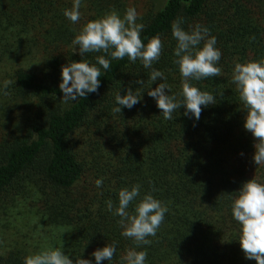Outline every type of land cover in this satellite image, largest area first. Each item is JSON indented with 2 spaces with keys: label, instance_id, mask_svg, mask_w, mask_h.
I'll use <instances>...</instances> for the list:
<instances>
[{
  "label": "trees",
  "instance_id": "obj_1",
  "mask_svg": "<svg viewBox=\"0 0 264 264\" xmlns=\"http://www.w3.org/2000/svg\"><path fill=\"white\" fill-rule=\"evenodd\" d=\"M72 5L0 0V90L10 93L0 91V264H24L48 247H61L74 264L80 257L96 264L92 253L113 242V259L101 264H121L131 248L147 251L145 264H257L241 249L232 204L247 181L264 183V164L253 162L256 141L244 128L247 109L232 75L236 63L264 59V0H82L78 23L64 16ZM129 7L144 25L145 44L160 36L161 57L152 67L166 79L152 84L151 69L126 56L101 69L97 93L65 104L62 66L95 64L103 55L81 57L72 40L89 21L112 10L122 17ZM178 18L185 31L207 27L222 53L220 76L192 81L216 98L201 106L198 121L183 115V106L165 120L147 94L164 82L169 95L183 99L171 29ZM5 81L12 82L7 89ZM129 87L139 89L141 102L114 113L116 95ZM137 184L130 213L149 193L168 208L151 245L141 247L121 235L120 217L106 204L115 209L119 191Z\"/></svg>",
  "mask_w": 264,
  "mask_h": 264
},
{
  "label": "clouds",
  "instance_id": "obj_2",
  "mask_svg": "<svg viewBox=\"0 0 264 264\" xmlns=\"http://www.w3.org/2000/svg\"><path fill=\"white\" fill-rule=\"evenodd\" d=\"M82 0H73L71 9L64 11V16L73 23L81 18L80 8ZM138 13L134 7L126 9L121 17L120 13L112 10L103 17L89 21L83 26L79 34L72 40L73 52L83 57L87 53H103L96 57V63L82 59L80 62H71L61 69L62 82L60 91L64 94L62 101L67 104L79 98H87L89 93H97L100 88L101 69L109 70L111 60H123L126 56L135 63L140 60L145 69H151L149 80L156 82L164 80V73L152 67L153 63L161 57L163 43L160 36H153L147 44L141 39L144 29L142 23H137ZM183 19L178 18L172 25V36L177 41L174 63L179 66L182 77V91L177 95H169L170 86L159 83L155 89L147 94L156 101L157 107L162 111L165 120L173 119V112L185 108L183 115L200 119L202 107L216 104L215 96L207 91H201L192 84L210 77L222 74L217 64L222 53L216 48V37L210 35V30L197 24L190 31L182 27ZM203 42V46L199 47ZM114 49V50H113ZM110 57V59L108 58ZM99 65V66H97ZM232 82L236 84L240 99L247 109L244 128L250 132L256 141L254 144L253 162L259 166L264 164V59L246 63H236ZM11 81L4 82L7 89ZM142 86L143 80H137ZM70 85V86H69ZM7 96L10 93L0 90ZM222 95V93H221ZM117 107L113 112L120 114L122 108L131 109L141 102L139 89L134 93L132 88L127 89L126 95L118 93L115 97ZM190 117V118H191ZM243 155V153H241ZM96 186H102L103 179L96 180ZM139 184L119 191V205L113 206L111 200L107 201V210L120 217L118 224L123 229L121 235L134 241L136 247L151 245L148 237H155L164 221L168 208L161 201L155 199L150 193L136 205L133 213L128 211L129 205L140 195ZM232 216L241 225L240 246L245 258L255 260L257 264H264V183L251 179L244 183L234 198ZM116 253V244H107L92 253L96 264L101 261H111ZM147 251H136L135 248L127 250L121 257V264H145ZM24 264H74L73 259L63 253L61 247L41 250L25 258ZM75 264H92L89 259L76 258Z\"/></svg>",
  "mask_w": 264,
  "mask_h": 264
},
{
  "label": "rangeland",
  "instance_id": "obj_3",
  "mask_svg": "<svg viewBox=\"0 0 264 264\" xmlns=\"http://www.w3.org/2000/svg\"><path fill=\"white\" fill-rule=\"evenodd\" d=\"M142 1H147V3L148 2L153 3L156 6L160 5L163 2V0H128V4L129 5H131V4H134V5L137 4L138 5V3L142 2Z\"/></svg>",
  "mask_w": 264,
  "mask_h": 264
}]
</instances>
